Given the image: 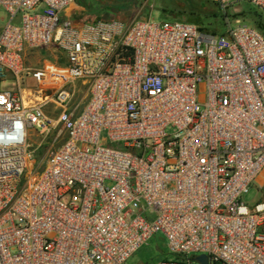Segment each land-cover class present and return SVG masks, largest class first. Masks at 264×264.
<instances>
[{
    "label": "built area",
    "instance_id": "2783aa9c",
    "mask_svg": "<svg viewBox=\"0 0 264 264\" xmlns=\"http://www.w3.org/2000/svg\"><path fill=\"white\" fill-rule=\"evenodd\" d=\"M79 1L0 0V264H126L158 233L177 259L156 264H264V197L242 200L264 186V34L226 17L264 0H209L217 34L76 22ZM52 46L64 66L31 64Z\"/></svg>",
    "mask_w": 264,
    "mask_h": 264
},
{
    "label": "rangeland",
    "instance_id": "374dc122",
    "mask_svg": "<svg viewBox=\"0 0 264 264\" xmlns=\"http://www.w3.org/2000/svg\"><path fill=\"white\" fill-rule=\"evenodd\" d=\"M204 3L208 2L206 0H132V12L125 16H118L114 13H106L114 5V0H80L76 5L68 9L67 15L76 22L93 21L97 18H102L104 20L119 19L126 23H131L136 20L147 19L151 16V19L155 22L181 21L199 25L203 23L210 24L211 20L204 21L203 19L201 6L203 5L204 7ZM254 10L256 9L247 3H237L226 12V17L231 24L239 22L246 23L249 26H257L260 23L256 19ZM7 22L8 19L4 11L0 10V28ZM223 23L225 25V21ZM219 26L220 23L217 22L212 25V27L216 28ZM30 62L33 65H41L47 62L64 66L65 59L61 50L56 46H52L49 49L39 51L35 55L30 56ZM7 85L8 83L3 82L2 88H7ZM29 85H31L30 82ZM10 90L14 91V87L11 86ZM87 99L88 87L78 83L76 85L75 101L81 110ZM29 145V152H32V157L35 160L32 170L33 172L40 173L44 169L50 143L49 141L42 143L41 138L36 135L34 130H31ZM263 197L264 186H262L261 179H258L250 190V193L244 195L242 200L245 204L253 207ZM167 245L165 236L162 233H158L136 252L126 264H156L161 261H176L177 258L169 253Z\"/></svg>",
    "mask_w": 264,
    "mask_h": 264
},
{
    "label": "trees",
    "instance_id": "16d2710c",
    "mask_svg": "<svg viewBox=\"0 0 264 264\" xmlns=\"http://www.w3.org/2000/svg\"><path fill=\"white\" fill-rule=\"evenodd\" d=\"M208 3H204V7L203 5L202 7V11H203V19L204 21H210V24H205L203 23L202 25L196 24L200 27H202L204 30L212 32V33H222L223 32V28H224V15L222 13V11L220 10V8L210 2L209 0H206ZM132 8H133V4H132V0H114V5L111 6L108 10H107V14L110 13H114L115 15L118 16H125L127 14H130L132 12ZM254 13L256 14V19H258L259 21V25L254 26L255 28H257L258 30H260L263 34H264V14H262L261 12H258L257 10H254ZM98 20H104L102 18H97L96 20L93 21H98ZM109 20V19H108ZM86 22H92V21H86ZM220 23V26L218 28L216 27H212V25L214 23ZM222 23V24H221Z\"/></svg>",
    "mask_w": 264,
    "mask_h": 264
},
{
    "label": "water",
    "instance_id": "95a60500",
    "mask_svg": "<svg viewBox=\"0 0 264 264\" xmlns=\"http://www.w3.org/2000/svg\"><path fill=\"white\" fill-rule=\"evenodd\" d=\"M198 261L202 262L203 264H207V258L205 256H201L197 258Z\"/></svg>",
    "mask_w": 264,
    "mask_h": 264
}]
</instances>
